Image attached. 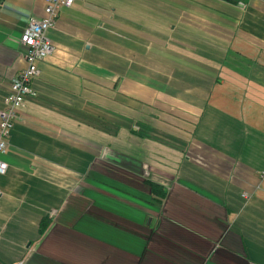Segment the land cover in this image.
Returning a JSON list of instances; mask_svg holds the SVG:
<instances>
[{
  "label": "crops",
  "instance_id": "obj_1",
  "mask_svg": "<svg viewBox=\"0 0 264 264\" xmlns=\"http://www.w3.org/2000/svg\"><path fill=\"white\" fill-rule=\"evenodd\" d=\"M45 8L0 0V109ZM48 36L0 264H264V0H78Z\"/></svg>",
  "mask_w": 264,
  "mask_h": 264
},
{
  "label": "built area",
  "instance_id": "obj_2",
  "mask_svg": "<svg viewBox=\"0 0 264 264\" xmlns=\"http://www.w3.org/2000/svg\"><path fill=\"white\" fill-rule=\"evenodd\" d=\"M78 0H46L45 15L41 19H31L21 36V43L26 48L27 68L21 71L12 81L9 92L0 109V155L6 154L9 140L21 109L30 96L36 95L33 81L39 76V64L53 52V44L48 34L55 26L60 11L73 6ZM8 164L0 159V174H6ZM2 192L0 191V196ZM245 197L247 195L245 194ZM15 264H25L19 261Z\"/></svg>",
  "mask_w": 264,
  "mask_h": 264
},
{
  "label": "trees",
  "instance_id": "obj_3",
  "mask_svg": "<svg viewBox=\"0 0 264 264\" xmlns=\"http://www.w3.org/2000/svg\"><path fill=\"white\" fill-rule=\"evenodd\" d=\"M225 1L232 2V3H235V4H239L241 1H244V0H225ZM145 183L151 189V199H152V201L154 203L161 204L165 200V198L167 196L166 189L163 186H161L159 184H156L155 182H152V181H149V180H146ZM48 225H49V223L46 220L42 222L41 229H40L41 234L46 231Z\"/></svg>",
  "mask_w": 264,
  "mask_h": 264
},
{
  "label": "rangeland",
  "instance_id": "obj_4",
  "mask_svg": "<svg viewBox=\"0 0 264 264\" xmlns=\"http://www.w3.org/2000/svg\"><path fill=\"white\" fill-rule=\"evenodd\" d=\"M245 1V0H244ZM244 1H241L240 3L244 2Z\"/></svg>",
  "mask_w": 264,
  "mask_h": 264
}]
</instances>
